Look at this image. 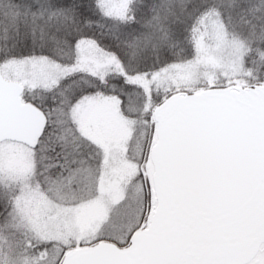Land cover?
I'll return each instance as SVG.
<instances>
[{
  "label": "snow or ice",
  "instance_id": "1",
  "mask_svg": "<svg viewBox=\"0 0 264 264\" xmlns=\"http://www.w3.org/2000/svg\"><path fill=\"white\" fill-rule=\"evenodd\" d=\"M0 264H264V0H0Z\"/></svg>",
  "mask_w": 264,
  "mask_h": 264
}]
</instances>
